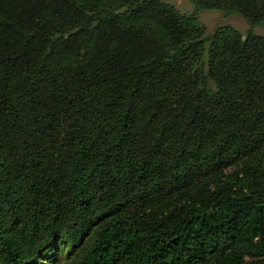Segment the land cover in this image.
Returning <instances> with one entry per match:
<instances>
[{
	"label": "trees",
	"instance_id": "obj_1",
	"mask_svg": "<svg viewBox=\"0 0 264 264\" xmlns=\"http://www.w3.org/2000/svg\"><path fill=\"white\" fill-rule=\"evenodd\" d=\"M189 1L264 24V0ZM53 240L62 264H264V34L0 0V264Z\"/></svg>",
	"mask_w": 264,
	"mask_h": 264
},
{
	"label": "rangeland",
	"instance_id": "obj_2",
	"mask_svg": "<svg viewBox=\"0 0 264 264\" xmlns=\"http://www.w3.org/2000/svg\"><path fill=\"white\" fill-rule=\"evenodd\" d=\"M178 10L181 14L194 13L200 25L204 28L206 37H211L214 30L220 26H232L241 34L250 31L256 35L264 34V24L250 27L239 13L226 14L220 9H204L194 11V6L189 0H161ZM74 250V245L65 240L51 241L29 264H62Z\"/></svg>",
	"mask_w": 264,
	"mask_h": 264
},
{
	"label": "water",
	"instance_id": "obj_3",
	"mask_svg": "<svg viewBox=\"0 0 264 264\" xmlns=\"http://www.w3.org/2000/svg\"><path fill=\"white\" fill-rule=\"evenodd\" d=\"M244 38V37H243Z\"/></svg>",
	"mask_w": 264,
	"mask_h": 264
}]
</instances>
